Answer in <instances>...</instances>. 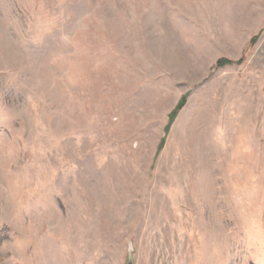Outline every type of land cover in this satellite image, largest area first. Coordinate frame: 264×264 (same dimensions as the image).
Instances as JSON below:
<instances>
[{
    "label": "rangeland",
    "instance_id": "rangeland-1",
    "mask_svg": "<svg viewBox=\"0 0 264 264\" xmlns=\"http://www.w3.org/2000/svg\"><path fill=\"white\" fill-rule=\"evenodd\" d=\"M264 264V0H0V264Z\"/></svg>",
    "mask_w": 264,
    "mask_h": 264
},
{
    "label": "water",
    "instance_id": "water-1",
    "mask_svg": "<svg viewBox=\"0 0 264 264\" xmlns=\"http://www.w3.org/2000/svg\"><path fill=\"white\" fill-rule=\"evenodd\" d=\"M127 264H133V262L130 260Z\"/></svg>",
    "mask_w": 264,
    "mask_h": 264
}]
</instances>
